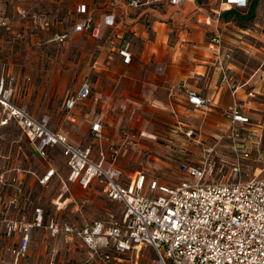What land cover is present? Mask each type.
I'll return each mask as SVG.
<instances>
[{"label":"built area","instance_id":"built-area-1","mask_svg":"<svg viewBox=\"0 0 264 264\" xmlns=\"http://www.w3.org/2000/svg\"><path fill=\"white\" fill-rule=\"evenodd\" d=\"M160 1L179 8L186 0H129V5L141 8ZM227 5L241 11L249 6V1L227 0ZM229 7L223 12L232 10ZM17 11L18 20L13 24L29 18L38 29L47 32L54 25L53 18L38 12L31 13L25 8ZM5 13L0 0V30L10 29L12 24ZM78 13L86 14L87 6L79 7ZM110 25L114 26V19ZM84 31L94 35L91 18L74 26V33ZM73 37L70 31L55 32L48 43L65 46ZM130 48L131 42L124 39L121 55L126 64L131 63ZM207 48L215 55L222 82L229 84L236 94L240 87L230 68L232 49L225 45L220 34H214ZM3 72L0 76L1 264H25L39 232L47 234L53 242L47 264H58L59 241L69 248L75 242L80 243L88 253L83 264L94 260L102 264H264V177L251 180L242 177V162L251 157V149L258 148L260 141L252 142L251 147L245 140L236 142L233 148L236 160L231 172L220 179H214L213 166L206 163L196 166L182 163L179 173L183 176L171 182L172 185L159 179L149 180L144 171L123 179L124 171L115 166L122 147L138 146V139L156 141L155 135L122 130V145L116 146L107 135L102 115L90 125V144L77 145L62 130L52 129L49 115L40 118L33 115L29 105L21 100L20 84L13 73L8 69ZM81 83L77 91L65 98L63 108L69 117L89 102L100 104L99 98L92 94L90 78L85 77ZM179 94L186 96L188 106L194 110H207L213 103L185 84L169 87V95ZM248 97L257 98V93L249 92ZM243 107V103H234L224 111L234 128L251 125ZM126 110L130 119L137 114L136 107L129 110L124 106L123 111ZM16 134L19 136L14 138ZM192 134L193 131L187 136ZM238 137L236 133L234 138ZM26 152L40 163L39 175L33 163L26 162L29 158ZM57 156L65 161V174L59 171ZM32 177L49 193L52 185H58V195L51 199L52 210L45 208L36 184L31 185ZM74 184L87 193L100 192L110 203L121 206L119 218L109 215L85 220L83 224L63 219L60 212L76 202L71 190ZM74 207L79 209L78 205ZM2 238L9 240L8 258L2 252ZM145 248L154 251L155 257L150 261L144 259Z\"/></svg>","mask_w":264,"mask_h":264},{"label":"rangeland","instance_id":"rangeland-1","mask_svg":"<svg viewBox=\"0 0 264 264\" xmlns=\"http://www.w3.org/2000/svg\"><path fill=\"white\" fill-rule=\"evenodd\" d=\"M5 15L11 18L10 29L0 30V76L3 75V64L7 62L8 58L14 61L23 63L22 72L15 73L18 84L27 89L26 101L35 115L47 114L51 117L52 127L62 130L65 134L72 138L75 144L87 146L91 141V130L79 126H73L64 121V114L62 113V106L65 101L67 93L73 92L76 85H80L81 80L85 76H90L93 82L97 83L99 91H104L105 98L109 102L112 109L115 108L117 99L120 93L125 98L126 95L135 96L143 107H137V114L130 119L128 110L123 111L124 106L127 109L129 105L117 107L108 111V117L115 121L119 116H123L122 122H118L113 127H106L107 135L110 137L116 146L122 145L120 136L122 130H128L131 133L141 134L142 132L157 137L156 141L138 139L139 145L132 148L122 147L121 153L115 166L123 170V179H127L128 175H134L137 172L148 174L149 180L159 179L161 183L172 185L175 179H181L182 174L179 173V168L183 160L190 162L192 165L210 164L213 166L214 179H220L223 176L230 174L232 164L236 160L234 154V145L236 142L245 140L252 146V142L260 141V146L251 149V157L248 160H243L242 171L243 180H251L253 178L264 177V111L262 108L256 109L252 105L243 107L244 114L250 118L251 125H243L239 127H232L231 120L223 113V120H219L211 116V110L193 109L184 101L177 102L181 108L174 105V109L168 105V95H166L165 87L158 84L159 87L147 84L143 93L139 94V83L130 80L131 73L138 72V69L124 68L119 64L117 52L109 51L106 58L102 61V66H98L100 73L92 68L94 60L98 58L99 52L91 50L92 43L84 40L81 43H68L67 46L56 47L49 46L44 43L47 42L49 34L47 31L38 29L31 19L21 20V23H14L18 20V9L25 8L29 12H38L52 19L54 25L50 29L51 33L55 30L66 27V21L69 26L76 23L74 14L71 11L70 0H2ZM66 20V21H65ZM230 26L225 28L239 30L240 28L253 27V20L240 19L236 21L232 19ZM65 23V25H63ZM25 31V33H24ZM170 42L175 44L178 35L175 30H170ZM205 32V39L207 45L214 32ZM25 34V35H24ZM39 34L45 35L43 45H34L32 39ZM226 36H230L229 32L225 31ZM151 38V35H149ZM223 38V37H222ZM224 40V39H223ZM9 42V44H7ZM141 42V41H140ZM195 44L204 46L199 42L194 41ZM189 43V42H188ZM186 43L181 60L176 64H181L184 69L185 66H196L202 64V56L199 54L201 50L192 48L191 43ZM205 43V42H204ZM9 45L10 49L7 47ZM137 50L143 51L144 45L136 43ZM41 47V48H40ZM69 50V54L67 52ZM154 51V49H153ZM194 51V52H192ZM155 52V51H154ZM160 55V53H159ZM111 57V58H110ZM235 54L233 53V59ZM237 61L244 67L254 68L258 59H249L245 55L236 56ZM18 63V62H17ZM167 62H163L153 56V59L144 66V72H153L158 74L157 77L163 76V71ZM198 72L202 70L198 69ZM143 74L145 75V73ZM21 80L19 82V76ZM120 75H124L118 92L113 96L112 93L118 83L117 79ZM26 76V77H25ZM25 77V78H24ZM24 78V84H21ZM30 78V81H27ZM42 79V80H41ZM196 79H188L192 86L199 87L201 83H195ZM188 88V87H187ZM119 93V95H118ZM24 99V93H22ZM254 101L264 104V96L258 95ZM123 99V98H122ZM101 106L99 105L98 108ZM179 110V111H178ZM246 110V111H245ZM207 114V115H206ZM139 117L140 121L136 122ZM83 119V117H80ZM137 118V119H136ZM77 125V124H76ZM193 131L191 137L187 135ZM236 133H239L238 138ZM19 135L13 136L17 138ZM236 139V140H234ZM185 151H182L183 149ZM28 155L26 162H31L34 165V171L37 175L40 174L41 165L35 157ZM60 164V172L65 174V161L59 156L56 157ZM187 159V160H186ZM25 162V165L27 164ZM186 164V163H185ZM36 180V179H35ZM188 180V178H185ZM36 182V181H35ZM39 196H43L45 208L52 210L51 199L57 197L58 185L50 187V193L47 189L40 187L37 183L35 185ZM88 193H90L88 195ZM79 192L75 194L76 202L69 205L66 210L61 211L62 218L70 223L83 224V221L97 220L105 218L109 215H114L119 218L122 210L121 206L110 203L101 193L95 192ZM51 194V195H50ZM79 207V209L77 206ZM51 212V211H50ZM59 213V214H60ZM64 213V214H63ZM34 242L31 247V257L28 258L25 264H47L49 258L50 248L53 242L48 239L47 234L39 232L35 235ZM9 240L2 238V252L8 258L7 245ZM58 249V264H83L87 258V250L80 244L74 243L72 248H69L62 241H59ZM143 256L146 261H150L155 257L154 251L148 248L143 250ZM1 264V263H0ZM90 264H102L99 260L91 261Z\"/></svg>","mask_w":264,"mask_h":264},{"label":"crops","instance_id":"crops-1","mask_svg":"<svg viewBox=\"0 0 264 264\" xmlns=\"http://www.w3.org/2000/svg\"><path fill=\"white\" fill-rule=\"evenodd\" d=\"M248 1L249 6L240 11L236 10L234 7H229L227 5V0H186L179 8L171 7L166 1H160V3L146 5L141 8H134L129 5V0H70L72 5L71 11L74 14L73 16L76 19V23L69 26V24H67L68 22L65 20L66 27H61L60 31L55 30L52 33L72 32L74 37L68 43H71L73 40H75L74 43L78 44L84 40L90 41L92 43L91 50L96 49L99 52V56L94 60V65L92 66V68L99 73L98 66H102L101 59H105L109 51H116L121 66L124 68H130L132 66L134 69L139 70L138 72L131 73L130 76V80L139 83L138 95L143 93L147 84L153 85L154 87H159L158 84H161L167 91L168 105L171 106L172 109H174V105L179 109L181 105H178L177 102L183 103L185 101V104L188 105L187 98L184 94L172 97L169 95V87L185 84L188 89L196 91L203 98L211 99L213 103L207 110L210 109L212 111L211 116L214 118L223 120L222 116L224 111L228 106L234 103H243L245 109L247 106L252 105L253 108H262V111H264V104L254 101V99L260 100V98L253 99L248 97L249 92L257 93V96H264V0ZM83 5L87 6V13L80 15L78 9ZM227 7L232 8V11L237 13V15H242V20H244V22L255 15L253 27L247 26L239 30L226 29L225 27L230 26L231 22H226L222 19L220 14L223 12V9ZM85 18H91L93 20L94 35H92L90 31H84L82 33L73 32L74 26L81 23ZM112 19H114V26L110 25ZM63 25H65V23ZM175 29L179 37L177 42L172 44L169 41L171 34L170 30ZM206 29L207 33L214 32V34L222 35L225 45L232 49L235 54V58L231 61L230 68L232 69L234 78H236L237 85L240 87L236 94L233 93L229 84H224L222 82L221 69L218 68L217 63H215V55L207 48L208 40L205 39L206 36L204 32ZM225 31L229 32L231 35L226 36ZM48 33H50V37L52 35L51 31ZM112 34H116L117 36L114 37ZM149 35H151V38H149ZM44 38H46L44 34H39L36 38L32 39L34 45H43L42 42ZM124 39L131 42L130 50L132 59L130 64H126L121 55ZM194 41L204 46L195 44ZM188 42L191 43L190 46L192 48L201 50L199 54L202 56L200 61L202 64L193 65L192 67L187 65L184 69L181 64L176 63L178 60H181V54ZM44 43L51 47H62L54 43L50 44L48 41ZM136 43L144 45L143 51L137 50ZM7 44H9V42H7ZM67 45L68 44L65 46ZM7 47L10 49L9 45ZM68 51L69 50H67V52ZM241 55H245L249 61L255 58L258 59V64L256 63L254 68H249L247 65L243 67L236 59V56L240 57ZM153 56L168 63L161 77H157L158 74L153 72L145 73V67L141 65H147V63L153 59ZM23 65L24 64H21L19 61L8 58L7 62L3 64V69H8L9 73H13L15 70L17 74L22 72L21 69ZM198 69L202 71L198 72ZM18 76L20 82L21 75ZM85 77L90 78V76ZM123 77L125 76L120 75L117 79L118 83L112 93V98L116 92H118ZM24 78L23 81H21L23 85H25ZM188 79H196L195 83L197 84L200 82L201 86H192L188 82ZM90 80L93 83L92 94L94 97L99 98L100 104L95 106L92 102H89L84 109L75 110V112H73L74 115L71 117L64 111V104L62 106L64 121L72 124L74 127L80 125V127L90 129L92 122L103 115L107 127L110 128L113 127L118 120L121 119L120 122H122L123 116L118 115L117 120L112 121L108 117L109 110H113L114 112L117 107L124 105H129V110L133 109V107H138L139 109L143 107V103L135 98V96L130 97L126 95L124 98L122 96L123 94L120 93L119 95L118 93L119 98L117 99L115 108L112 109L109 102L106 101L109 97L105 95L104 91L98 90L96 82H93L91 78ZM81 84L79 86L76 85V89L73 92L77 91ZM26 92L27 89L20 86L19 94L23 101H26ZM22 93H24V99L22 98ZM70 93H67V95ZM99 105L101 106L100 108H98ZM31 112L35 115L33 111ZM42 115L43 114H39L35 116L40 118ZM80 117H83V119ZM137 118L136 122H139L140 119L139 117ZM52 129L54 130V126ZM70 139L74 141L72 138ZM89 144L90 143L87 145ZM182 162L190 164V162L185 160ZM35 179V177L30 178L31 185L36 184L35 181H37V179ZM71 190L75 194L83 192L75 184L71 186ZM95 194H97V192H95Z\"/></svg>","mask_w":264,"mask_h":264},{"label":"trees","instance_id":"trees-1","mask_svg":"<svg viewBox=\"0 0 264 264\" xmlns=\"http://www.w3.org/2000/svg\"><path fill=\"white\" fill-rule=\"evenodd\" d=\"M222 16V19H224L226 22H229L231 21L232 19L236 20V21H239L240 19H242V15H237V13H235L234 11L232 10H227V11H224L223 14H221ZM255 17V15H253L251 18H249L248 20H253Z\"/></svg>","mask_w":264,"mask_h":264}]
</instances>
